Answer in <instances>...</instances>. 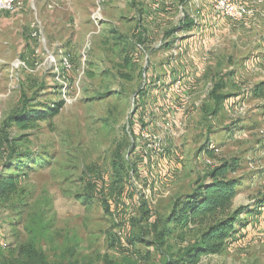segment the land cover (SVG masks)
Segmentation results:
<instances>
[{
	"label": "rangeland",
	"instance_id": "1",
	"mask_svg": "<svg viewBox=\"0 0 264 264\" xmlns=\"http://www.w3.org/2000/svg\"><path fill=\"white\" fill-rule=\"evenodd\" d=\"M255 16L232 24L209 0H23L0 13V173H23L0 201V258L32 243L51 264H182L197 229L157 240L150 224L220 159L238 160L234 206L264 197L252 174L264 79L250 77L254 45L221 41ZM59 102L32 129L11 119ZM260 216L198 264H264Z\"/></svg>",
	"mask_w": 264,
	"mask_h": 264
},
{
	"label": "trees",
	"instance_id": "2",
	"mask_svg": "<svg viewBox=\"0 0 264 264\" xmlns=\"http://www.w3.org/2000/svg\"><path fill=\"white\" fill-rule=\"evenodd\" d=\"M71 72H74L73 67L68 76ZM217 88L218 86H214L211 92L215 102L220 98L215 94ZM61 105L62 102H59L45 113H32L27 108H22L11 119L20 130L32 129L36 127V121L51 119L56 115ZM208 155L214 156L212 152H208ZM237 167L238 160L235 158L220 159L210 167L204 180L197 181L189 193L173 201L167 217L150 224L155 230L157 240L163 239V236L170 232V225L175 228L191 226L197 229L196 238L182 247V264H198L201 256L219 254L234 241L239 230L236 227L243 225V217L260 215L264 207L263 198L255 199L252 204L233 205L240 180L232 177L231 173L235 172ZM15 171L17 172L14 174H7L5 171L0 173V201L8 200L12 194L19 191L23 173L19 172V165L15 166ZM0 264L51 263L39 248L28 243L19 246L14 254L0 258Z\"/></svg>",
	"mask_w": 264,
	"mask_h": 264
},
{
	"label": "crops",
	"instance_id": "3",
	"mask_svg": "<svg viewBox=\"0 0 264 264\" xmlns=\"http://www.w3.org/2000/svg\"><path fill=\"white\" fill-rule=\"evenodd\" d=\"M255 13H256V16L253 20L250 19L251 21L249 20L245 24L238 23L237 24L238 26H235V24H234V26L237 28L236 29L237 31L235 32L234 37L231 36L230 32H229L230 29H232V28L227 29L223 25V23H225V21L221 20L220 22H218L216 27L220 28L222 25L224 26L223 31H225V32L222 35L221 41L230 40V41L234 42L237 46L241 45V44L243 46L245 44L254 45V48H255V71L256 72H255V74H252V76H250V77L255 76L254 82H259V81H263V79H264V15H263L264 14V5L256 6L255 7ZM257 13L262 14V16L257 15ZM104 21L112 22V20L108 17ZM233 23L234 22H232V24ZM197 24L198 23H194L192 25V27L194 29L204 30L205 28L207 29L209 23L208 24L204 23L203 25L198 26V27H197ZM214 24H216V23H214ZM213 29H215V28L213 27ZM239 30H241V31H239ZM141 36H143V34H141ZM196 43H198V40L195 41V44ZM206 43H207V41L205 38H200V45L204 46V45H206ZM230 76H231L230 79L233 80V78L236 75L233 74ZM241 76L243 77V74H241ZM255 113H257V114L262 113L261 106L255 105ZM255 125H258V126L255 128V170H253L255 172H253L252 174H253V176H255V183L257 182V184H255V185H258V184L264 183V116H263V114H262V117L261 116L259 117V120L257 118ZM260 130H263V132H260ZM235 198H234V200H235ZM260 198H263V200H264V197H260ZM263 211L260 213L261 216L264 214Z\"/></svg>",
	"mask_w": 264,
	"mask_h": 264
},
{
	"label": "built area",
	"instance_id": "4",
	"mask_svg": "<svg viewBox=\"0 0 264 264\" xmlns=\"http://www.w3.org/2000/svg\"><path fill=\"white\" fill-rule=\"evenodd\" d=\"M212 10L218 15L231 22H240L253 17L255 10L249 7L243 0H209ZM255 4H264V0H251ZM23 6V0H0V13L13 12ZM34 32L32 35L34 36ZM47 61L54 62L52 57H47ZM57 69H62L68 73L72 68V63L67 57L62 56L57 63ZM263 132V130H260Z\"/></svg>",
	"mask_w": 264,
	"mask_h": 264
}]
</instances>
